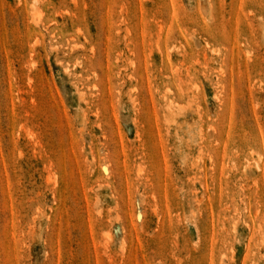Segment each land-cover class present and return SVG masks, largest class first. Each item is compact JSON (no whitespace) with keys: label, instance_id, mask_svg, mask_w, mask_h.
Masks as SVG:
<instances>
[{"label":"rangeland","instance_id":"374dc122","mask_svg":"<svg viewBox=\"0 0 264 264\" xmlns=\"http://www.w3.org/2000/svg\"><path fill=\"white\" fill-rule=\"evenodd\" d=\"M0 264H264V0H0Z\"/></svg>","mask_w":264,"mask_h":264}]
</instances>
